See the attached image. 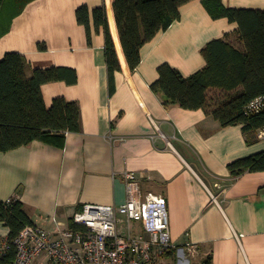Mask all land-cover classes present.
<instances>
[{
	"label": "crops",
	"instance_id": "obj_1",
	"mask_svg": "<svg viewBox=\"0 0 264 264\" xmlns=\"http://www.w3.org/2000/svg\"><path fill=\"white\" fill-rule=\"evenodd\" d=\"M223 2L264 10V0ZM103 5L121 65L112 93L104 32H96L92 21L89 43L76 17L82 6L93 11ZM5 27L0 60L20 54L29 75L53 67L75 70V84L51 82L41 90L47 108L56 98L78 103L81 131L67 134L62 146L35 141L0 154V200L17 198L34 225L52 231L53 217L67 226L84 205L124 204V175L136 172L143 194L168 201L177 249L162 264H264V172L235 178L228 168L263 152L264 139L249 144L241 125L223 127L203 110L167 107L151 88L162 64L184 76L203 69L201 51L213 40L227 36L241 48L236 23L213 20L194 0L181 8L179 21L143 47L135 71L121 46L113 0H35ZM9 233L0 221V245Z\"/></svg>",
	"mask_w": 264,
	"mask_h": 264
},
{
	"label": "trees",
	"instance_id": "obj_2",
	"mask_svg": "<svg viewBox=\"0 0 264 264\" xmlns=\"http://www.w3.org/2000/svg\"><path fill=\"white\" fill-rule=\"evenodd\" d=\"M35 0H0V33L6 27L5 12L10 19L20 15ZM194 0H113L120 42L131 71L141 63L143 47L160 33L166 32L181 18V8ZM213 20L236 23L237 47L227 38L206 44L201 53L206 66L190 76L165 63L158 67V79L152 90L160 94L165 106L185 110H203L223 127L241 125L249 144L260 140L264 130V110L247 114L248 105L264 98V10L227 7L223 0H201ZM79 25L92 40V21L96 32L105 35V56L111 93L115 75L121 71L105 6L91 11L87 6L76 12ZM77 82L75 70L53 67L35 69L30 75L27 62L17 53H7L0 60V154L49 141L62 146L66 135L81 131L80 107L76 102L56 98L47 108L42 86L47 83ZM216 90V91H213ZM217 92L218 94H211ZM232 177L264 172V151L234 161L229 166ZM0 221L9 228L8 240L14 241L21 231L34 225L17 198L0 200ZM14 256V250L10 257Z\"/></svg>",
	"mask_w": 264,
	"mask_h": 264
},
{
	"label": "built area",
	"instance_id": "obj_3",
	"mask_svg": "<svg viewBox=\"0 0 264 264\" xmlns=\"http://www.w3.org/2000/svg\"><path fill=\"white\" fill-rule=\"evenodd\" d=\"M263 110L264 98H258L248 105L247 114ZM257 136L264 139V130ZM124 180V204L84 205L67 226L53 217L52 231L26 226L14 241L0 245V264H36L41 259L43 264H162L177 249L170 235L167 198L143 194L136 172H127Z\"/></svg>",
	"mask_w": 264,
	"mask_h": 264
},
{
	"label": "rangeland",
	"instance_id": "obj_4",
	"mask_svg": "<svg viewBox=\"0 0 264 264\" xmlns=\"http://www.w3.org/2000/svg\"><path fill=\"white\" fill-rule=\"evenodd\" d=\"M9 11H10V10H7V9H6V12H5V17H6L5 20H6V21H7V20L9 19V17H10V12H9ZM211 94H212V95H213V94H218V95H219V93H217V92H212Z\"/></svg>",
	"mask_w": 264,
	"mask_h": 264
}]
</instances>
